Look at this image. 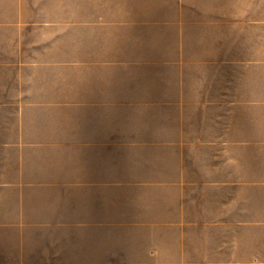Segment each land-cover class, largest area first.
<instances>
[{"label": "crops", "instance_id": "1", "mask_svg": "<svg viewBox=\"0 0 264 264\" xmlns=\"http://www.w3.org/2000/svg\"><path fill=\"white\" fill-rule=\"evenodd\" d=\"M220 1L79 41L76 88L0 52V264H261L264 10Z\"/></svg>", "mask_w": 264, "mask_h": 264}, {"label": "rangeland", "instance_id": "2", "mask_svg": "<svg viewBox=\"0 0 264 264\" xmlns=\"http://www.w3.org/2000/svg\"><path fill=\"white\" fill-rule=\"evenodd\" d=\"M197 1L0 0V52L5 50L7 54L27 58L48 57L51 63L44 65L47 68L46 72L37 70L34 73L22 74V78L28 79L31 76L34 79L35 77L36 82L38 81L37 86L76 88L78 75L74 61L79 41H81V47L87 51L92 41L97 40L98 49L104 34L107 38L108 30L112 27L109 26L110 24L118 25L117 30L125 21L141 20L148 25L156 19L172 18L167 15L156 16L158 11L194 7ZM202 1H205V6L206 4L211 6L213 0ZM220 2L222 6H225L224 0ZM227 6L264 10V0H227ZM139 13L149 15H139ZM64 57L69 58V64L62 61ZM11 66L16 68L19 64ZM42 80L44 81L40 83ZM119 226L125 225H118V249L132 247L133 239L138 237L140 232H125L119 230ZM221 233H228L230 238L235 236L236 225H223ZM135 258L139 257L124 255L117 257L118 264H129ZM261 264H264V258Z\"/></svg>", "mask_w": 264, "mask_h": 264}]
</instances>
